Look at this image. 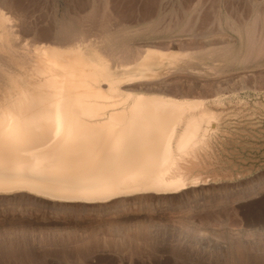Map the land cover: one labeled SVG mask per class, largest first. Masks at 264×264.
Listing matches in <instances>:
<instances>
[{
    "label": "bare ground",
    "instance_id": "1",
    "mask_svg": "<svg viewBox=\"0 0 264 264\" xmlns=\"http://www.w3.org/2000/svg\"><path fill=\"white\" fill-rule=\"evenodd\" d=\"M66 1H68V0H66ZM153 3L151 2L150 4H153ZM107 4L109 5V3H107ZM13 5L14 4L12 2H9L8 0H0V190L4 192V191H8V190H13V189H19L20 190L23 188H28V189H31V191L34 190V191H38V192H43L44 194L45 193L53 194L55 196H58L60 198H64L65 200H69V201H70V199H85V200L86 199L87 200H96L97 199L99 201L104 200L106 202H107V200H109V202H110L111 199L123 198V199H120L117 202H115V204H111V205L106 204L107 206L103 205L105 207L102 209H106V210L107 209H111V210L113 209V211L111 213H113L115 215L116 214L119 215L123 211L125 212L126 206L129 203L128 201H126L125 198L128 196L130 197V195L141 194V196H142L144 193H146V195L149 194L148 192H155L156 194H164V195L166 194L167 195V194H176L177 192L179 193V191L181 193V190L183 191V189L185 191H187L186 190L188 188L187 185L190 183V180L188 179L187 175L191 171H189V169H188V171L186 172L185 169H182V167H184V166H182V163H183L182 160L200 142L205 141L206 137L212 136L209 134L213 133L214 130L217 128V123L215 122L216 119L214 120L213 116L209 115L207 113V111H209V110H207L206 112H203L199 116L192 115V114H190V116L187 115L188 112L191 113V110L201 108V106H202L201 102H188L189 99H188V101H185L184 99H183L184 101H180V100L166 98V96L156 97L157 95L156 96H147V95L144 96L141 94H135L136 90L138 92V89H136L138 86L136 88L128 86V87L123 88L124 90H122V88L120 87V84L126 80L131 81L132 79H135L136 77H143L144 78L143 81H145V82L148 81V83L146 82V86H143V87L146 88L147 91L149 92V91H151L152 88L156 87L155 86L156 84L153 86V84L155 83L154 80L155 81L159 80V82H160L162 79V82H163L164 79H167V78H165L166 75L162 76V78L160 76H159V78H157V71L155 70L154 67H157L158 69L162 68L164 62L169 60V62H171V63H174V62H176V64L183 63L184 64L183 66L185 67V69L191 68L192 60H194V59H195V61L197 59H199L197 61L203 60L204 54L207 51L209 52V55L210 54L214 55L215 51L211 52L214 48L219 47L220 51H222V47H220V45L224 46L226 44V47H227L229 42H227V43L225 42L224 45H223V43H221L218 46L215 44L216 46H214L213 42H212L213 44H209L208 38H210L211 36L204 39V38H201L202 36L200 35L201 36L200 39H203V40L208 39V41L206 40L208 44L206 43V41L205 42L203 41L204 42L203 45L207 44L205 46V49H202L204 47H202L201 44H199L200 46L199 45L195 46L197 43H194L195 44V45L193 44L194 48L195 47H198V48L202 47V48L197 50L196 53L193 52L194 55L191 53H185V55H183L182 57L176 56L178 54L174 55L176 51L173 53V55L162 53V51L169 50L170 47L172 48L173 44L177 45L176 43L179 42L178 45L180 46V44L184 42V41L182 42L183 39L180 40L181 43H180V41L177 42L176 41V40H178L177 38L175 40L176 43L171 38V40H169V42L170 41H174V42H172V44L171 43L169 44L167 42L168 45L166 44L165 46H164L165 43L163 45H160L161 43L154 45V41L152 40L151 42H153V43L151 45H149L150 47L147 46L149 48H146V49H143V47L140 48L142 45V42L144 40H142V41L138 40V41H141L140 42L141 45L137 47L136 46L137 44H135V46L137 47V48L135 47V49H132L133 48L132 45L128 46L124 43L123 44L120 43L121 45H117L118 46L117 50L113 51V48H114L113 44L116 42L119 44L120 38L122 37V35H124L121 32H126L128 29L127 27H128L129 23L128 24L124 23V18L122 16L119 18V15L117 16L115 14L118 17V19H117V17H115L116 20L114 19L115 22L118 20L119 23H120L119 19L123 20L122 23H120L119 25L117 24V27H116L117 29L115 28L117 32L121 31L120 33L122 35L119 36V33L113 35V33L109 32V34L105 33L106 35L104 34L103 36H100V35L97 36L96 35L95 38H91V36H89L92 33L91 32L92 30H90L92 28V26L90 24H88V22L93 21V20L94 21L97 20L98 15H102V17H104V19H105L106 18V12H104L103 10L106 9L105 8V7H107L106 4H104L105 5L104 8L102 6L103 9H98V7L95 8L94 6H96V5H94V6L92 5L90 8H88L86 5L82 6V7L79 5L80 9L79 10L77 9L78 11H74V15L72 14L70 17L68 16V18H70V20H72V21L70 23H67V26H65V25L61 26V28H60V24H59V23H61V19H60L59 23H58L59 19L56 21V25H54V27L53 26L39 27V24H38V26L31 24V23L27 24L26 20L24 23H22V21H24L23 19H20V18L18 19V17L14 16V15H16L15 13H17L19 10H17V12L14 11L15 12L14 15L12 14ZM111 5L115 6L113 4H111ZM153 5H154L153 7H155V3ZM116 6H117V4H116ZM15 8H17V7H15ZM118 8L119 7H117V11H118ZM54 10H55V8H54ZM100 10H101V12L103 11V13L99 14L98 11H100ZM113 10H110V11L113 12ZM145 10H147V7ZM106 11H108V9ZM65 12H66V10H65ZM160 12L161 11H159L158 14ZM168 12H167V14H168ZM164 13H166V11H164ZM21 14H23V13H21ZM113 14H114V12H113ZM161 14H163V13H161ZM55 15L58 16V12ZM64 15L66 16V13ZM68 15H70V13H68ZM144 15H145V13H144ZM149 15L150 14H148V16H144V18L148 17V19H150L151 16L149 17ZM174 15H177V14H174ZM57 16H55L56 19L60 17V16L59 17H57ZM140 16H141V14H140ZM21 17H22V15H21ZM102 17L100 16V18H99V19H101V21H102ZM133 18H134V16H133ZM133 18H132V21H133ZM137 18H139V14H138ZM141 18L143 19V17H141ZM163 18L164 17L162 16V19ZM253 18H254V16L252 17V19ZM104 19H103V21H104ZM148 19H145L144 22L142 21L143 24L144 23L148 24L149 22L153 21V20L148 21ZM186 19H187V17H186ZM27 20H28V18H27ZM106 20H107V18H106ZM164 20H165V18H164ZM169 20L171 22V19H169ZM188 20L186 21L187 26H189ZM29 21H30V19H29ZM98 21L99 20H97L96 25L101 22V21H99V23H98ZM111 21H109V22L111 23ZM132 21H131V23H133ZM158 21L159 20H157V22ZM160 21H162V20H160ZM180 21H182V19ZM217 21H219V20H217ZM227 21H230V20H227ZM258 21L259 20H257V18H256L257 27L255 24L252 23L251 24L252 27H250V28L252 29L253 25H254V27L258 28L259 27ZM115 22H114V24L111 23L112 25H114L113 27L116 26ZM157 22L155 20V23H157ZM162 22L164 23L165 21H162ZM173 22H171V23H173ZM256 22L254 20V23H256ZM250 23L249 24L247 23L246 24L247 26H244V28L246 27V29L248 30V28H249L248 26H250ZM260 23H261V25H263L261 19H260ZM63 24H66V23H63ZM91 24L92 25L94 24V26H95V23H91ZM101 24H103V23H100V25ZM107 24H109V23H107ZM134 24L135 23H133V25ZM157 24L159 25L160 23L158 22ZM164 24L166 27L164 26ZM164 24H162L163 30L157 28V27L160 28V25H159L156 27L158 30L155 28L154 32H155V30H156V32L160 31L159 33L157 32L158 34H160L163 31L169 32V31H172L173 29H175V27H178V25H179V23H176L175 25H172V24L166 25V23H164ZM75 25H77V27L79 26L77 30L75 29L76 28ZM88 25L91 26L89 29V31L91 32L90 34H88V32H87V29L89 28ZM130 25H132V24H130ZM150 25L148 24V26H150ZM105 26L103 25V27H105ZM187 26L185 25V28ZM230 26L232 27V23L230 24ZM234 26H233V29H234ZM109 27H110V24L108 25V28ZM113 27L111 26V28H113ZM130 27L133 28V26H130ZM164 27H165V29H164ZM179 27H182V26L179 25ZM189 27H191V26H189ZM262 27H261V29H263ZM98 28H99V31H100V29H101V31L105 30L104 28L102 29V26L101 27L99 26ZM106 28H107V26H106ZM134 28H135V26H134ZM161 28H162V26H161ZM256 28H254V29H256ZM181 29L182 28H180V30ZM241 29H242V27H241ZM261 29H260L259 33H261ZM71 30L76 31L75 32L76 34L71 32L72 34L69 35ZM137 30H139V29L137 28V29L132 30L129 28L128 31H130V32H126V33L127 34L131 33V35H132V32L137 31ZM140 30H142V29H140ZM146 30H149V29H146ZM146 30H142V31H146ZM151 30L152 29H150L149 32H151ZM247 30L244 32H247ZM104 32H102V34ZM147 32L148 31H146V33ZM167 32H165V34ZM186 32H188V31H186ZM252 32L256 33L257 31L251 30V37L253 34ZM96 33H98V32H96ZM99 33H101V32H99ZM142 33L144 34V32H142ZM151 33H153V30ZM151 33H150V35H151ZM180 33H181V31H180ZM241 33H242V31H241ZM93 34H94V32H93ZM178 34H179V32H178ZM73 35L76 36V39L73 38L74 40L71 38ZM135 35H137V37L139 36L138 34H135ZM238 35H240V34H238ZM246 35H247V33H246ZM246 35L244 37L247 38ZM259 35H261V34H259ZM89 37L93 40H90ZM128 37H130V35ZM184 37L187 38L186 36H184ZM253 37H254L253 40H255V41L259 40L257 38H260L257 36V38H256L257 40H256L255 36H253ZM262 37L260 40H262ZM159 38H161V37H159ZM162 38L164 39L166 37L162 36ZM185 38H184V40H185ZM218 38H219V36H218ZM155 39H157V38H155ZM215 39H213V40H215ZM134 40H135V38H134ZM158 40H160V39H158ZM219 40H220V38H219ZM251 40H252V38H251ZM260 40H259L260 44H261V42H264V41H260ZM155 41H157V40H155ZM211 41L212 40H210V42ZM246 41H245V43H246ZM128 42H130V40ZM147 42L149 43L150 41L149 40L146 41L145 42L146 45H148ZM187 42L189 43L190 40ZM185 43H186V41L184 42V44ZM188 43H186V44H188ZM248 43H250V45H248V49L251 46V43H252V46L253 45L255 46V44H256L255 42H254L255 44H253V42H248ZM259 43H257V48L261 47L259 45ZM131 44H132V42H131ZM189 44L191 46V43H189ZM230 44L228 46H232V47L234 46L232 43H230ZM146 45H144V46H146ZM258 45L260 47H258ZM182 46H180V47H182ZM239 46H242V44ZM244 46H246V45H244ZM262 46H264V45H262ZM115 47H116V45H115ZM180 47H179V50L181 51L182 49H180ZM193 47H190V48H193ZM194 48H193V50L185 48V50L194 51ZM224 48L225 47H223V51H224ZM229 49H231V48H229ZM248 49H246V51ZM261 49L262 48H260V50ZM158 50H161L160 56L157 55V52L158 53L160 52ZM215 50L217 52L218 57L224 55L222 53H219L220 52L219 50H217V49H215ZM227 50H228V47H227ZM227 50H226V53H228ZM238 50H237V52H238ZM244 50H243V52H244ZM180 51H178L177 53H179ZM256 51H258V49ZM168 52H170V51H168ZM237 52L235 53L236 55L242 51H239L238 53ZM247 52H245V53H247ZM250 52H251V50H250ZM245 53H242V55L245 56L246 55ZM261 53H263V52H261ZM180 54H181V52H180ZM213 55H211V57H209V58L210 59L212 57L214 58ZM215 55H216V53H215ZM236 55H235V57H236ZM259 55H261V54L259 53ZM259 55L257 56V54H256L257 57H259ZM216 56H215V59H216ZM232 56H234V55H232ZM253 56H251V57L254 58ZM262 56H264V54ZM241 57L239 59H242ZM247 57H248V55L245 58H247ZM213 58H212V60H213ZM222 59H223V57H222ZM233 59H235V58H232V60ZM248 59H250V57H248L246 59V61H248ZM218 60H219V58H218ZM230 60L231 59H229L228 61H230ZM253 60L255 61L256 58ZM236 61H237V59L235 60V62ZM243 61H245V60L243 59ZM254 61H252V63ZM196 62H194V63H196ZM214 62L215 61H213V63ZM235 62H233V63H235ZM138 63H139V65L137 67H134L135 64H138ZM205 63L206 62L204 61V63H202V64H205ZM210 63H212V62L210 61ZM213 63L210 65L212 66ZM223 63H224V61H223ZM260 63H258V64L260 65ZM214 64L216 65L217 63H214ZM243 65H244V63H243ZM210 67L208 68V70L213 68V67H211V68ZM239 67H240V65H239ZM245 67H248V65L244 66V68ZM117 69L123 70L122 75L119 76L118 73H116L115 70H117ZM185 69H183V70H185ZM200 69H202V68H200ZM226 69H227V67H226ZM251 69H252V67H251ZM189 70H188V72H189ZM231 70L232 69H230V71ZM233 70H234V68H233ZM137 71L140 72L141 74L136 75ZM185 71H184V74H185ZM176 72H178V71H176ZM176 72H174V73H176ZM181 72H183V71L181 70ZM196 72H194V74H193V71H192L191 74L195 75ZM247 72H250V71H247ZM186 73H187V71H186ZM220 73H222V72L220 71ZM225 73L224 74L222 73L223 76L225 75ZM172 74H173V72L170 75H172ZM178 74H180V73H178ZM191 74H190V76H191ZM217 74L218 73H216L215 75H217ZM222 74H220V75H222ZM229 74H232V73H228L226 75H229ZM176 75H177V73H176ZM181 75H182V73H181ZM186 75L189 79L188 74H186ZM198 75H201V74H198ZM220 75H217V76H220ZM245 76H246V74H245ZM166 77H168V76H166ZM199 77L202 78L203 76H198V78ZM244 77L242 76V78H244ZM204 78H206V77H204ZM217 78H221V76L217 77ZM193 79H192V81H193ZM207 79H209V78H207ZM230 79H229V81H230ZM239 79L242 80L241 76ZM175 80L171 81L172 84H174L173 82H175ZM224 80H225V78H224ZM130 81H129V83H125V84H131ZM182 81H184V80H182ZM185 81H184V84H185ZM192 81H191V84H192ZM198 81H200V80H198ZM231 81H232V79H231ZM138 82H140V81H138ZM151 82H154V83H151ZM165 82H167V81H165ZM176 82H178V80ZM217 82H219V81H217ZM222 82H223V77H222ZM224 82L226 83V81H224ZM136 83H137V81H136ZM140 83H142V81ZM193 83H194V81H193ZM209 83H212V82H209ZM227 83H228V81H227ZM165 84H167V83H165ZM168 84H170L169 81H168ZM175 84H177V83H175ZM188 84L189 83H187L186 85H188ZM191 84H189V85H191ZM199 84L196 86L194 83L193 85L197 89ZM201 84H202V81H201ZM158 85L160 86V84H158ZM203 85H204V83H203ZM215 85L217 86L219 84L215 83ZM121 86L123 87L124 84H121ZM159 86H157V87H159ZM206 86H208V82H207V85L205 84V88H206ZM209 87H211V86H209ZM217 87H219V86H217ZM217 87H215V88H217ZM242 87H243V85H242ZM244 87H246V86H244ZM177 88L178 87H176V89ZM201 88H203V87H201ZM213 88L210 90L213 91ZM223 88H224V86H223ZM140 89L142 90L141 87L139 88V90ZM220 89H221V87H220ZM220 89H219V91H220ZM141 90H140V92H141ZM206 90L207 89H205V91ZM221 90H223V89H221ZM227 90H228V88H227ZM227 90L225 88V91H227ZM234 90H235V88L231 91H234ZM186 91L188 92V90H186ZM199 91L201 92V90H198V93H199ZM214 91H216V90H214ZM148 92H146V93H148ZM202 92H203V90H202ZM208 92H211V91H208ZM153 93H154V91H153ZM191 93H192V91H191ZM164 94H165V92H164ZM166 94H167V92H166ZM173 94H172V96H174V95L176 96V94H174V95ZM212 94H209V95H212ZM214 94H215V92H214ZM225 94H227V92ZM183 95L182 96L179 95V96L182 98H185V96H187L185 94V96L183 97ZM196 95L193 94V96H195V98H198V97H196ZM199 95H200V93L198 94V96ZM205 95H206V93H205ZM201 96H202V94H201ZM188 97H186V99ZM206 97L208 98V94ZM174 98H179V97L176 96ZM193 98L194 97H192V99ZM199 98H201V97L199 96ZM5 99H7V100H5ZM204 100H206V99H204ZM208 104L210 105V103H208ZM211 104H212V102H211ZM212 106H213V104H212ZM203 108H204V106H203ZM212 108H210V110ZM198 111H200V110H198ZM212 111H214V110H212ZM210 113H211V111H210ZM217 116H219V114ZM215 131H217V130H215ZM209 138H212V137H209ZM209 138H207V139H209ZM206 145H207V143H206ZM197 148L198 147H196V151H197ZM201 151L204 152L203 148ZM191 154L192 153H190V156H191ZM197 154H198V151H197ZM192 156H193V154H192ZM199 156H201V155H199ZM194 157L195 158H192V160L196 159L195 155H194ZM190 161H191V158H190ZM197 162H198V160H197ZM188 164H190V163H188ZM188 166H190V165H188ZM197 167H199V166H197ZM193 168L195 169V167H193ZM194 171H196V170H194ZM197 171H198V169H197ZM200 172L198 173L199 175H200ZM196 173L197 172H195V175H196ZM195 175L193 174L192 178L198 177ZM202 176H204V174L203 175L201 174V179H202ZM207 178H208V176H207ZM206 181L207 180L204 178V182H206ZM197 182H199V181L197 180ZM197 182H193V183H197ZM247 184H249V183H247ZM190 185H192V184H190ZM193 187H191V188L193 189ZM195 188H196V186H195ZM192 189H190V190H192ZM241 189H242V187H241ZM201 190H202V188H201ZM245 191H248L250 193L262 192V191H264V183L259 184L258 182H254L249 187H247ZM29 192H30V190H29ZM21 193H22V191H21ZM26 193L28 195V192H26ZM188 193H190V192H188ZM3 194H5V193H3ZM194 194H195V192H194ZM196 194H198V192ZM245 194H246V192H245ZM146 195L144 194V196H146ZM185 195H186V193H185ZM157 196H159V195H157ZM227 196H228V194H227ZM39 197H41V196H39ZM150 197H152V196L150 195ZM193 197H195V195ZM3 198H5V197H3ZM3 198H2V200H3ZM11 198H13V197H11ZM25 198H28V197L25 196ZM35 198H36V196H35ZM138 198H140V197H138ZM138 198H136V199H138ZM173 198H175V196ZM241 198H242V196H241ZM21 199H23V198H21ZM169 199H170V197L169 198H164V197L159 198L157 200V202L152 203L153 202L152 201L148 205H146L148 202L146 204L141 203L142 207L139 208V206H138V210L139 209H142L145 211L153 210V208L155 206H157L158 204H160V205L163 203L168 204ZM187 199H189V198H187ZM217 199L221 200V198H217ZM222 199H223V196H222ZM28 200H26V201L29 202L30 200L29 201ZM133 200H132V203L134 202ZM180 200H182V198ZM56 201H57V199H56ZM182 201H184V200H182ZM213 201H214V199H213ZM42 202H45L44 198H43ZM49 202H48V204L50 205ZM57 202H59V200ZM106 202H103V204ZM15 203L17 204V202H15ZM60 203H62V202H60ZM65 203H66V201H65ZM178 203H180V202H178ZM182 203H184V202H182ZM182 203H180V204L182 205ZM215 203H217V202L215 201ZM219 203H221V202H219ZM62 204L59 206L58 209L64 208V206H62ZM136 204H138V203H136ZM167 204H166V206H167ZM89 205H91V204H89ZM204 205H206V204H204ZM207 205H208V203H207ZM20 206L21 205H19V207ZM55 206L53 205V207H55ZM65 206H67V204ZM86 206H88V205H86ZM143 206H146V207H143ZM168 206H170V205H168ZM171 206H173V205H171ZM29 207H31V206H28V208ZM42 207H44V206L42 205ZM135 207H133V208L135 209ZM164 207H165V205H164ZM89 208H90V206H89ZM93 208H95V207H93ZM130 208H131V206H130ZM187 208H189V207H187ZM26 209H24V211ZM96 209H97V205H96ZM37 210H39V209H37ZM64 210L66 211V209H64ZM68 210H70V209H68ZM84 210H85V208H84ZM91 210H93V209H91ZM159 210H160V208H159ZM159 210H158V212H159ZM175 210L173 212H175ZM50 211H51V209H50ZM82 211H83V209H82ZM21 212H23V211H21ZM34 212H35V210H34ZM71 212H72V210H71ZM151 212H153V211H151ZM36 213H39V212H36ZM47 213H49V212H46V214ZM84 213H86V212H84ZM126 213H128V212H126ZM129 213H130V211H129ZM63 214H65V213L63 212ZM96 214H97V212H96ZM176 214H178V213H176ZM91 215H93V214H91ZM103 215L104 214H102V216ZM163 215H165V214H163ZM168 215L171 216V214H168ZM173 215L174 214H172V217H174ZM82 216H84V214ZM94 216H97V215L94 214ZM107 216H108V218H110L108 214H107ZM116 216H114V218ZM136 216L138 217L137 213H136ZM149 216H152V215H149ZM156 216H158V215H156ZM180 216H182V215L180 214ZM184 216H185L184 218H188L187 214ZM79 217H81V216H79ZM89 217H91V216H89ZM165 217H163V218H165ZM184 218H183V220L182 219L181 220L184 221L185 220ZM61 219H63V217ZM133 219H135V218H133ZM78 220H80V219H78ZM124 220L125 219H122L120 217V219H116V220L109 222L108 225L105 222L104 227H106V225H107L108 226L107 228L109 229V231H111V229H114V227L117 228L120 224H122V227L124 228L125 232L123 230L121 231L122 228L120 229V232H123V233L118 235V236H120L119 238L121 239V241H118L119 245H120V242L124 241L125 242L124 245L126 244V242L131 244V245H134V246H138V245L140 246L142 244L141 245L142 247H140V248H143V243L146 242L145 240H147L146 233L144 232L145 234L144 233L140 234L139 231H136L132 227L136 225L135 227L139 226L140 230L143 229L145 231V230L149 229V232H150V230H152L151 229L152 226L154 227L153 222L155 220L152 221L153 219H151V220L145 219V221H144L141 219L140 221H136V223L134 221V223H135V224L133 223L134 225H131L132 224L131 222H130L131 224L127 225L128 223L123 222ZM177 220H176L177 223H179L181 221V220H178L179 221L178 222ZM85 221H86V219H85ZM187 221L188 220L184 221L183 224ZM192 221H194V220H192ZM64 222H66V221H64ZM67 223H68V221H67ZM73 223H75V222H73ZM181 223H179V225ZM192 223H194V222H192ZM61 224H62V221H61ZM70 224H72V222ZM102 224H104V223H102ZM77 225H78V222H77ZM82 225L84 226V224H82ZM88 225H90V224H88ZM94 225L95 224L93 223V225L90 227L94 228L93 227ZM99 225H98V229H100ZM158 225L159 224H157V226ZM175 225H177V224H174L173 226L175 227ZM157 226L155 227L156 229H157ZM186 226L188 227V225H186ZM64 227H66V226H64ZM77 227H79V226H77ZM96 227H97V225H96ZM182 227H183V225H182ZM37 228H38V226H37ZM46 228H48V227H46ZM55 228L60 230V228H57V227H55ZM84 228L86 229V227H84ZM145 228H147V229H145ZM169 228H170V226H169ZM183 229L184 228H182V230ZM105 230H106V228H105ZM117 230H119V229L117 228ZM137 230H138V228H137ZM89 232L90 233L92 232V235H93L94 231L92 230ZM89 232H88V234H90ZM98 232H96L97 234H94V235H96V236L99 235V237H100V234H98ZM62 233H64V232H61V234ZM113 233H110V234H113ZM67 234H68V232H67ZM67 234H65V235H67ZM76 234H78V233H76ZM114 234H116V233H114ZM149 234H147V235H149ZM71 235H70V238L73 237V235H72V237H71ZM74 235H75V233H74ZM86 235H87V233H86ZM116 235H114L112 237V239L115 242H117V240H118V238H115ZM155 235H158V233ZM180 235H182V234H180ZM67 236H69V235H67ZM75 237H77V235ZM106 237H104V238H106ZM110 237H108V238L110 239ZM177 238H179V237H177ZM189 238H190V236H189ZM94 239H96V237ZM153 239H155V237ZM193 239H194V236H193ZM78 240H80V239H78ZM103 240H105V239H103ZM111 240L107 239V241H111ZM159 240H160V238H159ZM189 240L190 239H188L186 241H189ZM75 241H76V239H75ZM86 241H87V238H86ZM86 241L84 240V242H81V243H85ZM98 241H101V240L99 239ZM107 241H105V242H107ZM155 241H154V244H155ZM105 242H104V246H107L106 244H108V243L105 244ZM178 242L179 241H177V243ZM181 242H183V241H181ZM96 243H98V242H96ZM96 243H95V246L96 245L99 246V244H96ZM112 243H113V241L111 242V245H112ZM148 243H150V242H148ZM161 243H162V241H161ZM173 243L174 242H172V245H173ZM146 244L144 245V247L147 245H151V244H147V245ZM154 244H152V245H154ZM158 244H159V242H158ZM88 245H89V243H88ZM109 245H110V243H109ZM156 245H157V243H156ZM122 246L123 245L121 244L120 247L122 248ZM81 247H83V246H81ZM147 247H149V246H147ZM135 248H137V247H135ZM83 249L85 250L86 248L83 247ZM133 249L134 248H132V250ZM148 250H150V249H148ZM87 251H88V248H87ZM134 251H136V250L134 249ZM136 252H134V253H136ZM141 255L145 256V254H141ZM138 257H140V256H138Z\"/></svg>",
    "mask_w": 264,
    "mask_h": 264
},
{
    "label": "rangeland",
    "instance_id": "2",
    "mask_svg": "<svg viewBox=\"0 0 264 264\" xmlns=\"http://www.w3.org/2000/svg\"><path fill=\"white\" fill-rule=\"evenodd\" d=\"M8 1L12 2L14 4L13 8H12V14L13 15L15 12H17V10H19L18 11L19 13L18 12L15 13L16 15H14V16L18 17V19L19 18L23 19L24 21H22V23H24L26 20L27 24L31 23V24H34L37 26L39 24V27H45V26H47V27L53 26L54 27V25H56V21L59 19V21H58V23H59L60 19H61V23H59L60 28L63 25L67 26V23H70L72 21V20H70V18H68V16L70 17L72 14L74 15V11H78L80 9V6L82 7V6L86 5L88 8H90L92 5L93 6L96 5V6H94L95 8L98 7V9H103L105 6L104 4H106L107 7H105L106 9L103 11L106 12L107 20H106V18L104 19V17H102V15H98L97 20L101 21V19H99L101 16L102 21L100 23H103V24L100 25V23L98 21L99 24L96 25L97 20L90 21V22H88V24H90L93 29L92 28L90 29L91 26L88 25L89 28L87 29V32H88V34H90L92 32L91 35H89V36H91V38H95L96 35L97 36H99V35L103 36L105 33L109 34V32L113 33V35L119 33V36L124 34L120 38L119 44L117 42L113 44V47H114L113 51L117 50V47H118L117 45H121L120 43H122V44L124 43L128 46L132 45V47H133L132 49H135L136 46L138 47L141 45L140 42L142 40H144L145 42L149 40L150 42L149 43L147 42L148 45H146L145 42L143 41L142 42L143 46L141 45V47H140V48L143 47V49H146V48H149L150 47L149 45H151L153 43V42H151L152 40L154 41V45L160 44V43H161L160 45H163L165 43L164 44V46H165L166 44L168 45V43L172 44V42H174L176 40V38L178 39V40H176L177 42L183 39L182 42L186 41V43H188L187 41L190 40L189 43H191V46L189 43L184 44V42L181 43V41H180V43L183 45L182 46L180 44V46H182V47H180L178 45L179 42L176 43V41H175V43L177 45L173 44L172 48L170 47L169 50L162 51V53L173 55V53L176 51L174 55L178 54L176 56H179V57H182L183 55H185V53H191L194 55L193 52L196 53V51L199 50L200 48L204 47L202 49H205V46L208 44L207 43L208 39H209V44L214 43V46H216V45L218 46L221 43H223V45H224L225 42L226 43L229 42V44L232 43L234 46L233 47L228 46L229 45L228 44L227 45L228 50H227L226 44L224 46L220 45V47H222V51H223V47L226 48V49L224 48L225 52L223 51L224 52L223 53L222 51H220L219 47H216L212 51L210 50L211 52L215 51L214 55L213 54L209 55V52L207 51L204 54L203 60L197 61V60H199V59H197L196 60L197 62L195 61V59L192 60L191 68L185 69V67L183 66L184 65L183 63H179L180 64L179 65V64H176V62L171 63V62H169V60L164 62L162 68L158 69L157 67L153 66L155 68V70L157 71V78H159V76L162 78V76H165V75L168 76L169 78L165 76V78H167V79H164L163 82L161 79V81H160L161 83L159 82V80H157L158 82L154 80L155 83L151 82V83H154L153 86L156 84L155 85L156 87L159 86L158 84H160L159 87L152 88L151 89L152 92L151 91L148 92L147 89L143 87V86H146V82L148 83V81H146V82L143 81L144 80L143 77H136L135 79H132L131 81L130 80L124 81L121 83V84H124L123 87L120 84V87L122 88V90H124L123 88L128 87V86L133 87V88H136L138 86L136 88V89H138V92L136 90L135 94H141L144 96H146V95L147 96H156L157 95L156 97L166 96V98L180 100V101H184V100L188 101V99H189L188 102H201L202 103V106H201L202 109L201 108L195 109L196 111L191 110V113L188 112L187 115L190 116V114H192V115L199 116L203 112H206L207 110H209V111H207V113L209 115H212L214 120L216 119L215 122L217 123V128L215 130H217V131H215V130H214V132L212 131L213 133L209 134L212 136H208L205 138L207 141L204 139L205 141L200 142L199 143L200 145L198 144L196 146V147H198L197 148L198 154L196 151V147H194L190 151V153H192L193 156L191 154V156H192L191 157L190 153H189L185 157L186 159L184 158L185 160L184 159L182 160V162H183L182 166H184V167H182V169H185L186 172L189 169V171L192 172V173L189 172V174L187 173L188 179L190 180V183L187 185L188 188L187 187H186L187 189L185 188L187 191H185L183 189V191L181 190V193L179 191V193L177 192L176 194H167L168 196L166 194L165 195L164 194H156L155 192H148L149 194H147V195H146V193H144L146 196H144V194H143L142 195L143 197L141 196V194L130 195V197L128 196L125 198L126 201L129 202L128 205L126 206L125 212L123 211L124 213L121 212L119 215L116 214L117 215L116 216L115 214L111 213L113 211V209L112 210L111 209L106 210V209H102V208H104L107 205L115 204V202H117L118 200L123 199V198L111 199L110 202H109V200H107V202H106L104 200L99 201L97 199L96 200L70 199V201H69V200H65L64 198H60L58 196H55L53 194H48V193L44 194L43 192H38V191H34V190L31 191V189H28V188L20 189L22 191V193L19 189H13V190H8V191H4V192L0 190V195H1L0 196V207H1L0 208V264H264V191L252 192V193L245 191L246 188L249 187L254 182H258L259 184L264 183V56H262L264 54V46H262V45H264V42H261V44L259 43V40L261 39L262 36H263L262 40H260V41H264V39H263L264 38V0H154V1L153 0H106V1L105 0H103V1L102 0H70V1L69 0L68 1H66V0H8ZM150 1L152 3L153 2L155 3L156 8L153 7L154 3L150 4L151 3ZM107 3H109V5ZM111 4H113L115 6H112ZM116 4H117V6H116ZM102 6H103V8H102ZM15 7H17V8H15ZM117 7H119L118 8L119 12L117 11ZM146 7H147V10H145ZM54 8H55V10H54ZM107 9H108V11H106ZM65 10H66V12H65ZM110 10H113L114 14ZM103 11L101 12V10H100V11H98V13L101 14V13H103ZM159 11H161V12L158 14ZM164 11H166V13H164ZM57 12H58V16L55 15ZM143 12L145 13V15ZM167 12H168V14H167ZM21 13H23V14H21ZM65 13H66L67 17L64 15ZM68 13H70V15H68ZM147 13L150 14L149 15V17L151 16L150 19H148V17L144 18V16H148ZM161 13H163V14H161ZM115 14L117 16L119 15V18L122 16L124 18V23H127V24L129 23L128 27H127L128 29L130 28L133 30V29L138 28L139 30L133 31L132 35H131V33L130 34L126 33V32H130V31H128L127 28H126L127 29L126 32L120 31L122 34L120 32H117L116 31L117 24L119 25L120 23H122L123 20L119 19L120 23L118 22V20L115 22V20H116L115 17H117ZM138 14H139V18H137ZM140 14H141V16H140ZM174 14H177V15H174ZM21 15H22V17H21ZM55 16H57V17L60 16V17L56 19ZM133 16H134V18H133ZM162 16L165 18V20H164V18L162 19ZM185 16L187 17V19ZM253 16H254V18L252 19ZM141 17H143V19ZM27 18H28V20H27ZM132 18H133V21H132ZM256 18H257V20H259L258 21L259 22L258 28H256L257 27ZM29 19H30V21H29ZM103 19H104V21H103ZM117 19H118V17H117ZM145 19H148V21L153 20L152 22L148 23L149 25L151 24L150 26H148V24H145V23H144L145 25L143 24ZM169 19H171V22H173V21L174 22L171 23ZM179 19L180 20L182 19V21H180ZM260 19H261L263 25H261ZM108 20L109 21L112 20L111 21L112 24H114V22H115L116 26L113 27L114 25H112ZM155 20H156V22H157V20H159L158 22L160 23L159 24L160 28L157 27L159 25L157 24L158 22L155 23ZM160 20L165 21L164 23H166V25H169V24L175 25L176 23H179V25H181L182 27H179V25H178V27H175V29H173L174 31L173 30L169 31V32L163 31L160 34H158L160 31L159 32L157 31L158 32L157 33L155 30V32L157 33L156 34L154 32V29L156 27L158 29L163 30L162 24H164V23ZM187 20H188V25L191 27L187 26V24H186ZM217 20H219V21H217ZM227 20H230V21H227ZM254 20L256 23H254ZM131 21L135 24L133 25V23H131ZM104 22L106 24L109 23L110 27L108 28L109 24L106 25ZM63 23H66V24H63ZM91 23H95V26H94V24L92 25ZM231 23H232V27L230 26ZM247 23L248 24L250 23V26H248L249 28L247 27L248 30L246 29V27L244 28V26H247L246 25ZM252 23L255 24L256 27H254V25H253V28L251 29L250 27H252V25H251ZM130 24H132V25H130ZM103 25L104 26L106 25L108 29L106 28V26L103 27ZM129 25L133 26V28L130 27ZM185 25L187 26L186 28H185ZM75 26H76L75 29L77 30L79 26L78 27H77V25H75ZM99 26L100 27L102 26V29L104 28L105 30L101 31V29H100V31H99V28H98ZM111 26L113 28H111ZM134 26H135V28H134ZM161 26H162V28H161ZM164 26H165V24H164ZM233 26H234V29L237 27L236 28L237 30L236 29L234 30ZM165 27H164V29H165ZM241 27H242V29H241ZM261 27L263 29H261ZM180 28H182L184 31L182 29L180 30ZM254 28H256V29H254ZM89 29L92 31L90 32ZM140 29H142V30L152 29L153 33L155 35L153 33H151L152 30H151V32H149V30H146V31H148L146 33V31H142ZM260 29H261V33H259ZM185 30L188 32H186ZM246 30H247V32H244ZM251 30L257 31L256 33L252 32L253 34L255 33L254 35L252 34V37H251ZM180 31H181V33H180ZM241 31H242V33H241ZM71 32L76 34L75 33L76 31L71 30L69 35L72 34ZM93 32H94V34H93ZM96 32H98V33L101 32V33L98 34ZM102 32H104V33L102 34ZM142 32H144V34ZM165 32H167V33L165 34ZM178 32H179V34H178ZM150 33H151V35H150ZM246 33H247V35H246ZM258 33L261 35H259ZM135 34H138L139 38ZM238 34H240V35H238ZM244 34L247 36V38L244 37L245 36ZM129 35H130V37H128ZM162 36L166 37V38L163 39ZM184 36H186L188 39L185 38ZM209 36H211V37L208 38ZM218 36H219L220 40H219ZM253 36H255V39L257 38V36L260 37V38H257L259 40L256 39L258 42L253 40V38H254ZM133 37L135 38V40ZM159 37H161V38H159ZM200 37L204 38V39L205 38H208V39H206L207 40L206 41V40L200 39ZM71 38L76 39V36L73 35ZM91 38L89 37L90 40H93ZM155 38H157V39H155ZM171 38L174 41L169 42V40H171ZM184 38H185V40H184ZM251 38H252V40H251ZM158 39H160V40H158ZM213 39H215V40H213ZM129 40H130V42H128ZM138 40H141V41H138ZM155 40H157V41H155ZM210 40H212V41L210 42ZM246 40L248 42H253V44L256 43L255 46L254 45L252 46V43H251V46L248 49V45H250V43H248ZM203 41L204 42L206 41L207 44L203 45V43H204ZM245 41H246V43H245ZM131 42H132V44H131ZM194 43H197V44L195 45ZM257 43H259V45L261 46L260 47L258 45V47L262 48L261 50H260V48H257ZM135 44H137V45L135 46ZM193 44L195 46L201 44L202 47H199V48L195 47L194 48ZM241 44H242V46H239ZM115 45H116V47H115ZM144 45H146V46H144ZM244 45H246L247 47ZM147 46H149V47H147ZM179 47H180V49H182L181 51L179 50ZM184 47L186 49H190V50H193V48H194V51L185 50ZM190 47H193V48H190ZM229 48H231V49H229ZM170 49L171 50L173 49V50L171 51ZM215 49L219 50L220 52L219 51L218 52L222 53L224 55L221 54L222 56L218 57ZM246 49H248L247 50L248 52L246 51ZM257 49L259 52L256 51ZM226 50L228 51V53H226ZM237 50H238V52L239 51H242V52H239V54L236 55L235 53L237 52ZM243 50H244V52H243ZM250 50H251V52H250ZM158 51H160V52L159 53L157 52V55L160 56L161 50H158ZM168 51H170V52H168ZM178 51H180L182 55L180 54V52L177 53ZM260 51L263 53H261ZM245 52H247V53H245ZM215 53L217 56L215 55ZM242 53H245L246 55L243 56ZM259 53L261 55H259ZM256 54H257V56L259 55V57H257ZM211 55L214 56V58L212 57L213 60H212V58L211 59L209 58V57H211ZM232 55H234V56H232ZM235 55L237 58L235 57ZM247 55H248V57H250V59H248V61H246V59L248 57L245 58ZM215 56H216V59H215ZM251 56H253L254 58H252ZM217 57L219 58V60ZM222 57H223V59H222ZM240 57L242 59H239ZM232 58H235V59L232 60ZM255 58H256V60L254 61L253 59H255ZM229 59H231L230 60L231 62L228 61ZM236 59H237V61L235 62ZM243 59L246 62L243 61ZM251 60L254 62L252 63ZM193 61L196 63H194ZM204 61L207 64L206 63L202 64V63H204ZM210 61L212 63H213V61H215L214 63H217V64L215 65L213 63L214 66L213 65L211 66L210 64H212V63H210ZM223 61H224V63H223ZM233 62H235V63H233ZM243 63H244V65H243ZM245 63L248 65V67L244 68V66H247ZM258 63H260V65ZM138 65H139V63L135 64L134 67H137ZM209 65L213 68L208 70V68L210 67ZM239 65H240V67H239ZM199 67L202 69H200ZM226 67H227V69L228 68L229 69L227 70ZM232 67L234 68V70ZM251 67H252V69H251ZM182 68L185 69L187 71V73ZM187 69L188 70L190 69L189 72ZM230 69H232V70L230 71ZM181 70L183 72H181ZM115 71H116V73H118L119 76L122 75V73H123V70H120V69H117ZM176 71H178V72H176ZM184 71H185V74H184ZM192 71H193V74H194V72H196V71L197 72L195 73V75H193V74H191ZM220 71L223 74L226 72L225 75L223 76V74L220 73ZM247 71H250V72H247ZM172 72H173V74L170 75ZM174 72H176L177 75ZM243 72L246 74V76ZM178 73H180V74H178ZM181 73H182V75H181ZM189 73L191 74V76ZM197 73L201 74V75H198ZM216 73H218L217 75L222 74V75H220L221 78H217L220 76L215 75ZM228 73H232L233 75L232 74L226 75ZM140 74H141L140 72H138V71L136 72V75H140ZM186 74H188L189 79H188ZM239 75L241 76L242 80L239 79L240 78ZM175 76L176 77L178 76V77L176 78ZM198 76H203V77L202 78L199 77L200 78L199 79ZM242 76L243 77L245 76V77L242 78ZM204 77H206V78H204ZM222 77H223V82H222ZM207 78H209V79H207ZM224 78H225V80H224ZM226 78L227 79L231 78L232 81L230 79V81H231L230 82L229 79L227 80ZM192 79H193L196 86L200 83L199 84L200 87L198 86L196 89V87H194V85H193L194 83H193ZM174 80H175V82H173L174 84H172L171 81H174ZM177 80H178V82H176ZM182 80H184V81L186 80L185 84H184V81H182ZM198 80H200V81H198ZM129 81L131 84H125V83H129ZM136 81H137V83H136ZM138 81H140V82L142 81V83H140ZM165 81H167V82H165ZM168 81L171 85L168 84ZM191 81H192V84H191ZM201 81H202V84H201ZM217 81H219V82H217ZM224 81H226V83ZM227 81H228V83H227ZM207 82H208V86H206V88H205V84L207 85ZM209 82H212L213 84L209 83ZM214 82L219 84V85H217L219 87H217ZM165 83H167V84H165ZM175 83H177V84H175ZM187 83L191 84L194 88L189 84H188L189 86L186 85ZM203 83H204V85H203ZM140 84L141 85L143 84V85L141 86ZM242 85H243V87H242ZM209 86H211V87H209ZM212 86L213 87L215 86L217 88L214 87L215 88L214 89ZM223 86H224V88H223ZM244 86H246V87H244ZM140 87L142 88V90L140 89L141 92L139 90ZM176 87H178V88L176 89ZM201 87H203V88H201ZM220 87L224 91L221 90ZM184 88L186 90H188V92ZM212 88H213V91L210 90ZM225 88H226V90L228 88V90L225 91ZM234 88H235V90L231 91ZM205 89H207L206 90L207 92L205 91ZM219 89H220V91H219ZM198 90H201V92L199 91V93H200L199 96L201 98H199V96H198V94H199ZM202 90H203V92H202ZM214 90H216V91H214ZM153 91H154V93H153ZM191 91H192V93H191ZM208 91H211V92H208ZM146 92H148V93H146ZM164 92H165V94H164ZM166 92H167V94H166ZM214 92H215V94H214ZM226 92H227V94H225ZM173 93L176 94V96H178L179 98H174L176 96ZM177 93L180 96H182L184 94L183 97L185 96V94L187 96H185V98H182ZM205 93H206V95H205ZM172 94L174 96H172ZM193 94L194 95L197 94L196 97H198V98H195V96H193ZM201 94H202V96L203 95L204 96L202 97ZM207 94H208V98L206 97ZM209 94H212V95H209ZM186 97H188V98L186 99ZM192 97H194V98L192 99ZM203 98L206 99L207 101L204 100ZM5 100H7V99H5ZM207 102L210 103L211 106L213 104V106H212L213 108ZM211 102H212V104H211ZM203 106H204V108H203ZM210 108H212V109L210 110ZM198 110H200V111H198ZM212 110H214V111H212ZM210 111H211V113H210ZM218 114H219V116H217ZM209 137H212L213 139L209 138ZM207 138H209V139H207ZM206 143L209 147L206 145ZM202 148H203L204 152L201 151ZM194 155L196 156V159L198 160V162L196 159L192 160V158H195ZM199 155H201L202 157ZM190 158H191V161H190ZM187 162L190 164H188ZM188 165H190V166H188ZM197 166H199V167H197ZM193 167H195V169ZM192 168L196 171H194ZM196 168L198 169V171ZM195 172H197L196 175H195ZM199 172H200V175L198 174ZM193 174L195 176H198V177L192 178ZM201 174L202 175L204 174V176H205V177L202 176V179H201ZM207 176H208V178H207ZM204 178L207 180L206 182H204ZM197 180L199 182H197ZM193 182H197V183H193ZM247 183H249V184H247ZM190 184H192V185H190ZM195 186H196V188H195ZM191 187H193V189ZM241 187H242V189H241ZM201 188H202V190H201ZM190 189H192V190H190ZM29 190H30V192H29ZM26 192H28V195ZM188 192H190L192 195ZM194 192H195V194H194ZM197 192H198V194H196ZM245 192H246V194H245ZM1 193L2 194L5 193V194L2 195ZM185 193H186V195H185ZM227 194H228V196H227ZM150 195L152 197H150ZM157 195H159L160 197ZM194 195H195V197H193ZM2 196L5 197L6 199L3 198ZM10 196L13 198H11ZM25 196L28 198H25ZM35 196L37 199L35 198ZM39 196H41V197H39ZM134 196L136 198H138V197H140V198L136 199ZM174 196H175V198H173ZM222 196H223V199H222ZM241 196H242V198H241ZM1 197L3 198V200ZM163 197L164 198L170 197L168 204L167 203H165V204L163 203L161 205L158 204L157 206H155L156 208L154 207L153 210H150V211H145L142 209H139L140 211L138 210V206H139V208H141L142 204H146L147 202L148 203L146 205L150 204L152 201H153L152 203H155V202H157V200L159 198H163ZM186 197L189 199H187ZM21 198H23V199H21ZM43 198L47 204L45 202H42ZM181 198L184 201L180 200ZM217 198H221V200L217 199ZM28 199L30 201L32 200L31 201L32 203ZM56 199H57V201L59 200V202H57ZM213 199H214V201H213ZM26 200H28L29 202H27ZM132 200L134 201L133 203H132ZM65 201H66V203H65ZM177 201L180 203L184 202L185 204L182 203V205H181ZM215 201L219 205L217 203H215ZM15 202H17V204ZM48 202L50 203V205L48 204ZM60 202H62L63 204ZM103 202H106V203L103 204ZM219 202H221V203H219ZM88 203L91 205H89ZM136 203H138V204H136ZM187 203L189 205L190 204L191 205L189 206ZM207 203L209 206L207 205ZM18 204L21 205L20 206L21 208L22 207L23 208L21 209ZM61 204H62V206H64V208L58 209ZM66 204H67V206H65ZM166 204H167V206H166ZM204 204H206L207 206ZM42 205L44 207H42ZM53 205L54 206L56 205V206L53 207ZM86 205H88V206H86ZM96 205H97V209H96ZM103 205H105V206H103ZM164 205H165V207H164ZM168 205H170V206H168ZM171 205H173V206H171ZM28 206H31V207L28 208ZM89 206H90V208H89ZM130 206H131V208H130ZM186 206L189 208H187ZM93 207H95V208H93ZM133 207H135V209ZM143 207H146V206H143ZM32 208L35 210V212ZM84 208H85V210H84ZM159 208H160V210H159ZM24 209H26V210L24 211ZM37 209H39V210H37ZM50 209L52 212L50 211ZM64 209H66V211ZM68 209H70V210H68ZM82 209H83V211H82ZM91 209H93V210H91ZM157 209L159 210L160 213L158 212ZM71 210H72V212H71ZM174 210H175V212H173ZM21 211H23V212H21ZM129 211L131 214L129 213ZM151 211H153V212H151ZM36 212H39V213H36ZM46 212H49V213L46 214ZM63 212L65 214H63ZM84 212H86V213H84ZM96 212H97V214H96ZM126 212H128V213H126ZM106 213L109 215L110 218H108ZM136 213H137L138 217L136 216ZM176 213H178V214H176ZM83 214H84V216H82ZM91 214H93V215H91ZM94 214L97 216H94ZM102 214H104V215L102 216ZM163 214H165V215H163ZM168 214H171V216ZM172 214H174L173 215L174 217H172ZM180 214L183 217L180 216ZM186 214H187L188 218H184L185 217L184 215H186ZM88 215L91 217H89ZM149 215H152V216H149ZM156 215H158L159 217ZM79 216H81V217H79ZM114 216H116V217L114 218ZM62 217H63V219H61ZM120 217L122 219H125L123 222L128 223L127 225H129L131 223H132L131 225H134L136 223V221H140L141 219L144 221H145V219L146 220L153 219L152 221H154L157 218L153 222L154 227L152 226V228H151L152 230H150V232H149V229L145 230V231L143 229L140 230L139 226L135 227L136 225L132 227L136 231H139L140 234L144 233V232L146 233L147 240H145L146 242L143 243V248H140V247H142L141 246L142 244L140 246L138 245L139 246L138 247V246H134V245H131V244L126 242L127 245L126 244L124 245V243H125L124 241L120 242V245H119L118 241H121V239L119 238L120 236H118V235L123 233V232H120V229L122 228L121 231L122 230L124 231L122 224H120L121 226L119 225L117 227L119 230H117V228H115V227H114V229H111V231L113 230L112 232L109 231V229L107 228L108 227L107 225L109 222H111L113 220L120 219ZM163 217H165V218H163ZM88 218L89 219L91 218V219L89 220ZM133 218H135V219H133ZM183 218L185 219L184 221L188 220L189 222L187 221L188 223L185 222L183 224V222H184V221H182ZM78 219H80V220H78ZM85 219L87 222L85 221ZM175 219L176 220L182 219L180 222L177 220L179 223H181V222L182 223L179 225V223H177ZM192 220H194V221H192ZM61 221H62V224H61ZM64 221H66V222H64ZM67 221H68V223H67ZM134 221H135V223H134ZM71 222H72V224H70ZM73 222H75L76 224ZM77 222H78V225H77ZM105 222L107 224L106 227H104ZM192 222H194V223H192ZM87 223L90 225H88ZM93 223L95 224L93 226L94 228L90 227L93 225ZM102 223H104V224H102ZM82 224H84V226ZM157 224H159V225L157 226ZM174 224H177V225H175V227H174L173 226ZM96 225H97V227H96ZM98 225H99L100 229H98ZM155 225L157 226L158 230L155 228L156 227ZM182 225H183V227H182ZM186 225H188V227ZM37 226H38V228H37ZM45 226L48 228H46ZM64 226H66V227H64ZM77 226H79V227H77ZM169 226H170V228H169ZM55 227L60 228V230L56 229ZM84 227H86V229ZM105 228H106V230H105ZM137 228H138V230H137ZM182 228H184V229L182 230ZM145 229H147V228H145ZM92 230L94 231L93 235H92V232L91 233L89 232ZM87 231L90 234H88ZM61 232H64V233L61 234ZM67 232H68V234H67ZM96 232H98V234H100V237H99V235H97V236L94 235V234H97ZM113 232L116 234L118 232L119 233L116 235ZM74 233H75V235H74ZM76 233H78V234H76ZM86 233H87V235H86ZM110 233H113V234H110ZM157 233H158V235H155ZM65 234H67L69 236H67ZM71 234L73 235V237ZM147 234H149V235H147ZM180 234H182V235H180ZM70 235L72 238H70ZM76 235H77V237H75ZM114 235H116L115 238H118L117 242H115L112 239V237ZM189 236H190V238H189ZM193 236H194V239H193ZM95 237L97 240L94 239ZM104 237H106V238H104ZM108 237H110V239ZM154 237H155V239H153ZM177 237H179V238H177ZM86 238H87L88 242L86 241ZM159 238H160V240H159ZM75 239H76V241H75ZM78 239H80L81 241ZM99 239L101 241H98ZM103 239H105V240H103ZM107 239L108 240L112 239V240L107 241ZM188 239H190V240L186 241ZM84 240L87 242V243L85 242L86 244L81 243V242H84ZM153 240L154 241L156 240L155 244H154ZM105 241H107V242H105ZM112 241H113V243L111 245ZM161 241H162V243H161ZM177 241H179V242L177 243ZM181 241H183V242H181ZM96 242H98V243H96ZM104 242H105V244L108 243V244H106L107 246H104ZM148 242H150V243H148ZM158 242H159V244H158ZM172 242H174V243L176 242V243L175 244L173 243V245H172ZM88 243H89V245H88ZM95 243L99 244V246H97V245L95 246ZM109 243H110V245H109ZM146 243L151 244V245H147ZM156 243H157V245H156ZM121 244L123 245L122 248L120 247ZM145 244L149 247L145 246L146 247L145 248L144 247ZM152 244H154V245H152ZM81 246L85 247L86 251L88 248V251L86 252L83 249V247H81ZM135 247H137V248H135ZM132 248H134L136 251L137 250L138 251L136 252V251H134V249L132 250ZM147 248L150 250H148ZM134 252H136V253H134ZM141 254H145V256H143ZM138 256H140V257H138Z\"/></svg>",
    "mask_w": 264,
    "mask_h": 264
}]
</instances>
